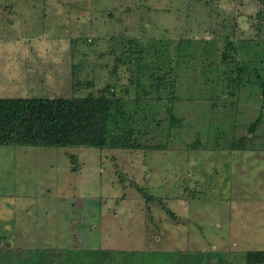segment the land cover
<instances>
[{
    "label": "rangeland",
    "instance_id": "1",
    "mask_svg": "<svg viewBox=\"0 0 264 264\" xmlns=\"http://www.w3.org/2000/svg\"><path fill=\"white\" fill-rule=\"evenodd\" d=\"M225 51L264 73V0H0V98L113 93L152 147L0 146L5 243L127 264L264 251V98Z\"/></svg>",
    "mask_w": 264,
    "mask_h": 264
},
{
    "label": "trees",
    "instance_id": "2",
    "mask_svg": "<svg viewBox=\"0 0 264 264\" xmlns=\"http://www.w3.org/2000/svg\"><path fill=\"white\" fill-rule=\"evenodd\" d=\"M233 48L238 53V46L234 45ZM226 51L224 59L234 61V68L238 72L235 81L241 82L248 70L256 79L255 84L264 98V73L259 71L262 68L251 67L249 62L243 65L235 57L230 59ZM132 54L138 55V67H141L142 51L137 50ZM230 75H234V71ZM163 82V78L156 77L152 85L159 90ZM131 119L133 116H129L113 93L110 96L88 94L84 97L73 95L47 99L0 98V146L118 148L134 152L152 149L140 142L142 133L134 132ZM259 124L260 119L254 121L249 132H255ZM244 148L242 145L241 149ZM5 242L6 238L0 236V264H127L126 261L120 262L118 256L111 257L108 250H18ZM243 259L244 264H264V251L246 252Z\"/></svg>",
    "mask_w": 264,
    "mask_h": 264
},
{
    "label": "water",
    "instance_id": "3",
    "mask_svg": "<svg viewBox=\"0 0 264 264\" xmlns=\"http://www.w3.org/2000/svg\"><path fill=\"white\" fill-rule=\"evenodd\" d=\"M7 244V243H6Z\"/></svg>",
    "mask_w": 264,
    "mask_h": 264
}]
</instances>
